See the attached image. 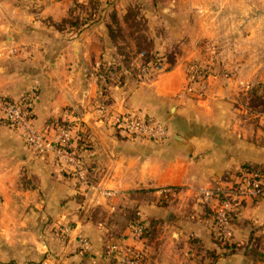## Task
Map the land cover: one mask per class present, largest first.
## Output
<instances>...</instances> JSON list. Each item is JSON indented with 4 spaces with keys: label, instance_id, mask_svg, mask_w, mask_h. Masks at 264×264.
<instances>
[{
    "label": "crops",
    "instance_id": "crops-1",
    "mask_svg": "<svg viewBox=\"0 0 264 264\" xmlns=\"http://www.w3.org/2000/svg\"><path fill=\"white\" fill-rule=\"evenodd\" d=\"M73 1L0 0V95L32 94L35 125L52 138L51 122L80 120L88 144L80 161L92 174L85 184L71 164L36 153L17 127L0 120V264H114L119 259L107 249L115 241L141 249L148 264H264V194L245 200L228 246L214 237L218 198L200 192L207 186L223 196L218 190L230 187L242 163L264 164V130L244 123L235 104L242 85L257 76L254 56L248 65L235 61L232 71L215 69L200 97L178 95L187 81L180 60L149 82L129 71L121 83L108 80L101 68L119 56L107 26L111 10L124 18L130 4H147L146 15H157L149 31L163 53L171 42L183 38L186 45L196 36L183 12L200 0H105L109 7L70 36L54 23ZM186 47L184 61L199 58L198 48ZM100 103L111 113L141 108L167 121L171 134L162 141L129 138L110 114L99 113ZM165 186L171 191L162 192ZM95 208L105 214L95 219ZM132 208L152 224L151 239L128 230ZM79 234L90 238L86 252Z\"/></svg>",
    "mask_w": 264,
    "mask_h": 264
},
{
    "label": "built area",
    "instance_id": "built-area-1",
    "mask_svg": "<svg viewBox=\"0 0 264 264\" xmlns=\"http://www.w3.org/2000/svg\"><path fill=\"white\" fill-rule=\"evenodd\" d=\"M15 50V48H14ZM143 52L134 59L133 66L135 74L140 82H149L165 69L161 63H151L143 60ZM196 75L204 77V69L197 67ZM206 73V71H205ZM116 76L115 72L112 73ZM193 89L192 85L182 87L180 94ZM101 114H110L113 124L123 135L129 138L149 139L162 141L170 136V129L165 121L147 113L141 108L132 107L117 113H111L109 107L103 103L98 104ZM0 120L10 122L17 127L25 142L39 154L53 152L57 157L64 159L85 184L89 183L87 169L80 161L77 154V142L82 137L85 130L84 124L80 120L58 119L51 122L50 126L55 130V137L52 138L44 129H38L35 125V115L33 109V97L30 93L22 94L18 97H8L0 95ZM234 181V180H233ZM264 179L255 169L241 167L236 174L235 182L231 183L226 190L219 189L218 192L224 193L219 197L216 190L211 188H201V193L206 199L217 197V203L213 206L214 228L217 234L223 238H231L234 235V221L243 216L244 202L247 198H256L264 194ZM104 195H113L112 189H103ZM162 192L171 191V187H166ZM225 191V192H224ZM216 192V193H215ZM69 226L61 229L68 230ZM130 233L138 239H146L145 226L140 221H130L128 224ZM79 247L82 252H86L91 247L90 238L86 234H79ZM108 252L116 253L119 264H148L145 253L136 247L112 242L108 247Z\"/></svg>",
    "mask_w": 264,
    "mask_h": 264
},
{
    "label": "rangeland",
    "instance_id": "rangeland-1",
    "mask_svg": "<svg viewBox=\"0 0 264 264\" xmlns=\"http://www.w3.org/2000/svg\"><path fill=\"white\" fill-rule=\"evenodd\" d=\"M76 1L74 0L69 7L66 18L69 21H77L75 26H71V22L64 24L65 28L69 31L78 30L89 13L109 7L105 5V0H99L100 2L97 6L89 3L86 7L77 6ZM140 6L141 11L146 15L147 4ZM149 7L154 10L152 5H149ZM185 8L187 12L184 10ZM185 8L183 9L185 11L183 15H191L197 34L192 38L193 40L189 36V42L187 41L186 45L182 42L183 38L178 40L176 44H173L175 42H171L170 50L165 51L169 56H173L176 62L178 60L183 62L181 64L185 68L187 79L183 86L188 84L193 86L191 91L188 90L186 95H182L181 97L185 98L191 95L200 97L201 94L207 91L210 77L213 75L215 69L216 71L225 69L229 72L232 71V65L235 64V61L244 60L246 65H248L249 57L254 56L253 65L256 68L257 76L249 86L242 85L243 89L240 91V98L236 100L235 104L241 110H244L239 112L242 121L256 126L257 129L261 130L262 135V130H264V102L261 103L260 101L264 99V0H200V3L194 6L189 5ZM110 12L112 13V10ZM116 13L119 18V27H116V23L114 22L113 27L117 30V40L120 44L124 45L127 51L133 53L137 50L136 39L132 33L134 29L132 25L133 19L131 15H125L124 18H121L118 12ZM146 16L148 17V21L157 17V15ZM109 19L111 21L110 15ZM148 23H151L153 26V22L149 21ZM190 43L193 48L200 50L202 56L199 55V58L184 61V58H182L186 53L184 47H191ZM207 58H212L214 60L213 64L202 60ZM132 67L134 66L132 65ZM197 67L206 71V73L202 71V74H205L204 77L196 75L195 70ZM135 69L134 67L131 74L136 75ZM180 91L178 95H181ZM160 120L165 121L164 119ZM165 122L167 123V121ZM166 187L168 186L162 187L161 190ZM201 188L210 187H200V192ZM134 213L130 212L127 214L129 218H132ZM115 217H118V215H115ZM118 221L120 225L122 222L119 219ZM118 230L119 228H115V232Z\"/></svg>",
    "mask_w": 264,
    "mask_h": 264
},
{
    "label": "trees",
    "instance_id": "trees-1",
    "mask_svg": "<svg viewBox=\"0 0 264 264\" xmlns=\"http://www.w3.org/2000/svg\"><path fill=\"white\" fill-rule=\"evenodd\" d=\"M100 1L99 0H89L88 3H84V2H80V1H76V5L77 6H84L86 7L89 3H93L94 5H98ZM128 15H131L133 22V35L135 36L136 39V45H137V50L133 53H131L130 51H127L124 47V45L120 44L117 40V30L115 29V27H113V22L116 23V27L119 25V18L117 17V13L116 11H112L111 13V21H109L107 23L108 26V31H109V35L112 39V41L114 42V44H116L117 47V51L120 57L114 59L113 61H111L107 67H102L101 71L105 74V76L107 77L108 80H110L111 78L113 80H116L117 82H122L125 78L126 72L129 71L131 72L134 67H132V63L134 61V59H136L137 57H139L140 53L143 52V60L146 62H151V63H161L164 67L165 70H168L170 68H172L175 63L176 60L175 58H173V56H169L167 52L164 53H160L158 50L155 49V41H154V37L150 34L149 32V21H148V17L141 11V6L139 4H130L128 6L127 9ZM97 12H93V13H89V15H87L86 20L82 22V28L86 26V24L89 21L92 20H96L98 18V15L96 14ZM66 17H64L63 19H61L59 22H55L54 24H56L60 29H65L64 24L65 23H70L71 26H75L77 21H69L66 19ZM67 20V21H66ZM64 21V22H63ZM63 22V23H60ZM78 30H70L69 34L70 36L75 35L80 29ZM119 27V26H118ZM115 72V74H117L116 76H113L112 73ZM253 88V87H252ZM259 98V97H258ZM261 103L264 102V99H262L260 101ZM59 121H63L61 118L58 119ZM82 132V137L80 139H78L77 142V154L81 159L80 156V150L84 147H88L87 142L84 139L85 136V132ZM83 166L87 169V165L86 163H83ZM241 167H248L249 169H255L256 171H258L259 175H261L264 179V164H258V163H252V162H244L240 165L239 168L236 169V171H240ZM87 176L89 178V182L92 178V174L90 171V167H88L87 169ZM237 172V173H238ZM264 188V185H263ZM147 189H138L136 190V192L139 193V196L142 195H147L146 194ZM104 209L101 208H95L94 211V218L97 219L99 218L98 215L101 213H104ZM130 212H135L133 214V217L130 218V221H140L142 224H144L145 226V233H146V237L148 239H151V237L153 236V227H151V225H147L144 220H142L138 215L137 212L134 208H132L131 210H129ZM129 221V222H130ZM214 234H215V240H217L220 243H225V245L230 246V240L231 238H223L222 236L220 237L215 228H214ZM5 264H14L13 262H6ZM114 264H119L118 261L116 259H114Z\"/></svg>",
    "mask_w": 264,
    "mask_h": 264
}]
</instances>
